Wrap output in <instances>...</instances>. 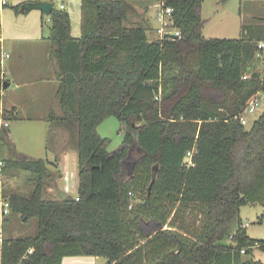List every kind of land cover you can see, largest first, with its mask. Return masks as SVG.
Listing matches in <instances>:
<instances>
[{"label": "trees", "instance_id": "trees-1", "mask_svg": "<svg viewBox=\"0 0 264 264\" xmlns=\"http://www.w3.org/2000/svg\"><path fill=\"white\" fill-rule=\"evenodd\" d=\"M140 2L82 0L80 39L69 12L52 11L63 115L50 123L67 130L77 150V196L45 197L47 160L6 161L5 171L31 174L35 188L8 197L1 264L82 256L107 264H264L253 259L264 240L248 237L240 218L242 207L264 206V112L250 127L238 120L264 93V74L244 75L261 62L264 19L243 25L239 39H207L204 0H167L181 39H152L145 23L130 21ZM111 117L125 132L114 152L97 131ZM32 220L34 235L25 233Z\"/></svg>", "mask_w": 264, "mask_h": 264}, {"label": "rangeland", "instance_id": "rangeland-1", "mask_svg": "<svg viewBox=\"0 0 264 264\" xmlns=\"http://www.w3.org/2000/svg\"><path fill=\"white\" fill-rule=\"evenodd\" d=\"M6 2L8 5L4 7H1L0 3V24L2 25L3 37L6 40L2 55H12V57L4 59L3 64L0 61L2 70L6 74L4 81H12L13 85L10 92L15 94L20 92L24 96V92L27 90L21 89L14 92L16 85L21 82L27 85V87L29 86L32 92L39 91L37 95L43 98V100H25L26 102H24V97L22 96L21 101H18L21 104L22 110L19 111L20 117L16 120L12 119L9 121L11 112L6 107L4 108L5 117H3V120L9 121V128L6 129L9 131V134L7 141L3 145L0 141V160L5 165L6 161L20 158H27L30 161L43 159L49 161L50 165H53V163L59 161L56 159L61 152L68 149L70 145L66 142L68 141V134L65 132L63 134L60 132L55 133L56 130L54 131L51 128L48 118L49 115L53 116V114L58 116L57 106H54L53 100L49 99L52 96L53 86L50 82L53 75L49 71V66L50 63L55 62L51 57L52 45L48 54V52L35 51L31 42H20L21 34H19V29L25 22L26 15L15 13L14 7L18 5L17 2L13 0H6ZM60 5V2H56L57 8ZM201 17L205 21L202 29L203 37L207 39H239L243 25L254 23V17H262L261 19H264V1H258L255 5L249 6V2L246 0H204ZM130 19L133 21L137 20L135 17H131ZM50 26L48 17L45 16L44 24L41 26L45 36L50 35ZM154 26H158L156 20ZM148 34L150 38H154L153 32L150 31ZM19 64H21V68ZM32 70H39V75H32ZM253 72L260 73L263 76L264 62L257 61L253 63L246 69L244 75L249 77ZM10 92L6 96L4 94L1 96L0 105L9 99ZM256 100L260 103V106L253 113H244L245 123L247 125L250 123L247 127H250L264 112V93H260L256 97ZM15 102L16 100L11 101V103ZM97 131L101 137L109 140V152H114L121 148L125 132L124 125L119 120L114 117L108 118L98 127ZM51 139H54V143ZM134 162V159L130 160L129 166ZM50 165L48 166L50 175L44 182V194L48 199H59L57 189L63 191L65 182H60L56 187L54 177L56 172L52 171L53 167ZM33 180V176L29 173L5 171L2 169L0 177V196L2 200L8 202L9 195L15 192L24 196L31 195L35 188ZM66 184L69 187L68 195L75 198L78 187H74L73 180L66 182ZM136 197V202L138 203L140 194H137ZM259 216H264V206H247L242 208L240 213L243 224L245 226L248 224L247 231L250 237L256 240H264V222L261 224L258 222ZM30 224L31 227L27 228L25 233L34 235L37 232V221L32 220ZM1 229L4 238L10 236V233L3 231V227ZM11 229L15 234L18 232L16 231L17 225L12 226ZM261 253L262 255L264 254V252ZM262 259L264 260V258ZM94 264H107V260L98 257L94 259Z\"/></svg>", "mask_w": 264, "mask_h": 264}, {"label": "crops", "instance_id": "crops-1", "mask_svg": "<svg viewBox=\"0 0 264 264\" xmlns=\"http://www.w3.org/2000/svg\"><path fill=\"white\" fill-rule=\"evenodd\" d=\"M13 1L17 2L18 5H20V4L23 5V4L28 3V2H38V1L52 2L54 4V8H57L56 2H60L61 5H60L59 9H61V6H64V10L69 11L70 18H71V26H72V31H71L72 37L76 38V39H80L82 37V31H81L82 0H13ZM161 2H162V0H141V2L138 3L139 5L137 6L138 7L137 11L139 14L138 16L135 17V19H137V20L133 21L130 19V21L132 23H141V24L145 23L148 26V28L150 29V31L153 32L154 38H155L156 30L159 28L158 12L161 10ZM0 3H1V7L8 5V3H7L6 5L3 6L2 0H0ZM255 3L256 2H250L249 6L255 5ZM22 5H21V7H22ZM14 10H15V7H14ZM20 11H21V9H20ZM20 14L26 15V18H25V22L20 26L21 28L19 29V34H21V36H20L21 40H19V41L20 42L21 41L22 42L23 41L24 42H31L35 51H37V52H48V54H49L50 50H51V42L49 40L50 35L45 36V34L42 30L43 28H41V26H43V24H44V19H45L46 15L43 12L37 11V10H33L30 12H22L21 11ZM47 17H48V20L51 24L50 16H47ZM254 18H262V17H254ZM155 20L158 24L157 27L154 26ZM50 28H51V26H50ZM240 36H241V32H240ZM5 42H6V40L4 39L3 33H2L0 36V61L2 64H3L4 59H9V58L5 57L6 54L2 55V51L4 48ZM9 56H10V58L12 57V55H9ZM19 65L21 68V64H19ZM21 70H23V69H21ZM49 71L53 75L52 79L50 80L51 84L53 85L52 86V96L49 97V99H52L54 106L56 105L58 108V116H56L54 114H53V116L49 115L48 118L50 120L51 117L52 118L61 117L63 112H62V108L60 105V99H59V95H58V93L60 91V81H59V78L57 77V67H56L55 62L50 63ZM0 73H1L0 80L2 82H5L4 80L6 78V74H5V72H3L1 65H0ZM13 74H15V73L13 72ZM31 74L34 76H38L39 70H34V71L32 70ZM5 83H9V88L6 90H3L4 89V86H3V88L0 90V99H1V96L3 94H4V96H6V94H8L11 91V88L13 85L11 80L9 82H5ZM28 88H29V86L27 87V85H24L23 83L20 82L14 88V92H17L18 90H21V89L27 90L24 92V96L20 92L18 94L10 92L9 99H7L5 102H3L4 104L1 103V105H0V106H3V108L6 107L12 113L11 116H12L13 120H16L18 117H20L19 111L22 110V107L18 101H21L22 96L24 97V102H26L25 100H36V101L37 100H43V98H41L37 95L39 93V91L32 92L31 89L30 88L28 89ZM13 98H15V99H13ZM8 100H9V102L7 103ZM14 100H16V102L11 103V101L13 102ZM11 120H9V121H11ZM249 124L250 123H248V125ZM248 125H246V127ZM59 132L62 134H63V132L68 134V136H67L68 141H66V142L70 145V147H68V149H66L65 151L61 152V154L56 159L59 161L57 163H53L54 166L53 165H50V166L53 167L52 171L56 172L54 175L56 187L59 185L60 182H65V187H64L63 191L67 194V196H69L68 195L69 187L66 184V182H70V180L71 181L73 180L74 187L75 188L78 187L77 186L78 153H77V150H76L74 144L71 142L72 140H71L70 133L63 128H56L55 133H59ZM68 137H69V139H68ZM52 200H57V199L53 198ZM3 202H4L3 200H1V202H0V228L3 227V220H4V216L2 214L3 213V211H2ZM242 208H244V207H242ZM242 208H241V210H242ZM241 210H240V213H241ZM259 217H261V216H259ZM263 222H264V219H263ZM242 223H243V221H242ZM244 226L245 225L243 224V227ZM247 227H248V224H246V226L244 227L246 229V231H247ZM234 229H235V227H234ZM247 235H248V237H250L248 231H247ZM261 252H263V251H261L259 249H254L253 259L255 261H261L262 263H264V260L262 259V258H264V254L262 255ZM97 258L98 257L87 258V256L66 257L63 259L62 264H94V259H97ZM0 264H1V247H0Z\"/></svg>", "mask_w": 264, "mask_h": 264}, {"label": "built area", "instance_id": "built-area-1", "mask_svg": "<svg viewBox=\"0 0 264 264\" xmlns=\"http://www.w3.org/2000/svg\"><path fill=\"white\" fill-rule=\"evenodd\" d=\"M167 0H162L161 2V10L158 12V20H159V28L156 30L155 33V38L156 39H166L165 36L167 35H175L177 37V40L181 39V32L176 29L174 27V22L172 19V13L173 10L170 7H165V2ZM7 2L6 0H2V5H6ZM61 9H64V6H61ZM2 34V25L0 24V36ZM258 54H257V59H259L261 62H264V56L263 53L264 52V42H260L258 45ZM6 58H9V55H5ZM260 106V103L256 100V97L252 98L247 106L244 109V112L241 116L238 117V120L244 125L246 126L247 123L244 113H253L258 107ZM3 114H4V108L3 106H0V116L2 117L1 122H0V136L2 134V132H4L6 129L9 128V122L6 120H3ZM194 154V151L189 152L186 156V162L188 164V166H193V162H192V156ZM4 166V162H2L0 160V177H1V171L3 169ZM130 197L131 199H133L135 197V194L130 193ZM131 208V206H130ZM2 211H3V216H8L10 214V205L8 202H3V207H2ZM4 240L3 237V233H2V229L0 228V246L2 244ZM245 251H242V254H244Z\"/></svg>", "mask_w": 264, "mask_h": 264}, {"label": "water", "instance_id": "water-1", "mask_svg": "<svg viewBox=\"0 0 264 264\" xmlns=\"http://www.w3.org/2000/svg\"><path fill=\"white\" fill-rule=\"evenodd\" d=\"M33 10L41 11L43 12L46 16H50L52 11L54 10V4L52 2H28L22 5L21 11L22 12H30ZM166 39H172V40H177V37L175 35H167L165 36ZM9 88V83L4 84V90ZM156 170V169H155ZM155 182V178L152 182V184ZM151 190V186L149 188ZM149 190V191H150ZM58 195L60 199H65L67 197V194L60 190L57 189Z\"/></svg>", "mask_w": 264, "mask_h": 264}]
</instances>
